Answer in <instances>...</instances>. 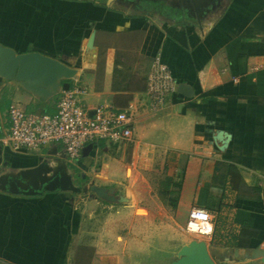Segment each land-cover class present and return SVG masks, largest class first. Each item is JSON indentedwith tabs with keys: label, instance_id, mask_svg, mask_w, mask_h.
I'll return each mask as SVG.
<instances>
[{
	"label": "crops",
	"instance_id": "0c3cea01",
	"mask_svg": "<svg viewBox=\"0 0 264 264\" xmlns=\"http://www.w3.org/2000/svg\"><path fill=\"white\" fill-rule=\"evenodd\" d=\"M149 3L159 4L0 0V44L19 54L38 51L76 69L70 87L81 89L85 108L134 114L132 143L102 141L83 156L92 162L99 151L129 149L131 176L123 171L112 177L109 168V177H73L79 187L113 188L126 200L0 192V264H154L161 251L152 230L158 216L170 219L174 208L172 229L183 227L193 208L211 214L212 232L199 239L216 264H264V0H208L197 7L162 2L170 10L154 15ZM155 57L177 83V92L157 108L148 94ZM182 86L193 95L180 93ZM59 87L44 94L0 77V139L13 106L54 114ZM0 147L7 162L2 173L35 167L39 157L66 161L61 146L34 153ZM157 160L171 167L166 203L144 173ZM175 194L176 203L170 201Z\"/></svg>",
	"mask_w": 264,
	"mask_h": 264
},
{
	"label": "built area",
	"instance_id": "2783aa9c",
	"mask_svg": "<svg viewBox=\"0 0 264 264\" xmlns=\"http://www.w3.org/2000/svg\"><path fill=\"white\" fill-rule=\"evenodd\" d=\"M176 92L177 83L171 69L160 57H155L148 77V94L154 107L164 106L168 98ZM80 94L81 89L78 87L64 91L57 102L56 112L52 115L28 113L18 107H11L10 127L0 139V143L18 151H42L49 146H61L66 155V162L76 166L83 158L84 148L89 144H93L95 149L102 141L120 145L133 142L134 114L131 111H120L106 106L89 110L81 104ZM196 209L201 208H193L190 211L186 224L187 232L200 236L210 234L212 230H188L192 212ZM260 249L264 251V243Z\"/></svg>",
	"mask_w": 264,
	"mask_h": 264
},
{
	"label": "water",
	"instance_id": "95a60500",
	"mask_svg": "<svg viewBox=\"0 0 264 264\" xmlns=\"http://www.w3.org/2000/svg\"><path fill=\"white\" fill-rule=\"evenodd\" d=\"M150 1L155 3L161 1L171 5L191 1L197 7L205 5L208 0ZM76 75V69L70 68L61 61L41 52L33 51L19 54L14 49L0 44V77L3 79L17 80L40 93L50 94L48 89L56 86H60L59 89L63 92L69 90L71 88L69 81ZM179 92L188 97L193 95L191 90L189 92L183 86ZM221 136L220 133V139ZM93 150L94 145L89 144L84 148L83 156L88 157ZM56 153L55 150L51 152L54 155ZM62 157V159L49 156L39 157L35 167L14 173H2L1 170L7 167V162H3L0 147V192L24 197H37L53 192H69L77 195L90 193L92 198L109 203L126 200L125 198L118 199L113 190L95 184L83 188L75 185L73 176L67 167L65 156ZM171 264H216V262L205 241L192 240L189 244L181 247L177 253V259Z\"/></svg>",
	"mask_w": 264,
	"mask_h": 264
},
{
	"label": "rangeland",
	"instance_id": "374dc122",
	"mask_svg": "<svg viewBox=\"0 0 264 264\" xmlns=\"http://www.w3.org/2000/svg\"><path fill=\"white\" fill-rule=\"evenodd\" d=\"M148 3V2H147ZM159 3V4H158ZM156 6L153 7L151 3L148 4L149 8L148 10L152 9L153 15L157 13L158 9L164 10V12L169 11L166 4H163L161 1L157 2ZM59 151V149H58ZM28 153H34L33 151H29ZM59 159H62L59 155H56ZM92 162L89 160L85 162L84 158L80 159V163L76 166L69 164L68 162L67 167L69 169V172L72 174L73 177L81 178V177H109L112 176V174H109V168L112 170L113 176L112 177H117V174H120L121 172H127L131 176L132 172L129 170L132 168V161L133 157L132 154L130 153L129 149L123 151L118 149L112 148L108 152L106 151H99L94 158H91ZM116 160V161H114ZM118 160V161H117ZM162 160V159H161ZM155 167L153 170H146L144 171L146 177H151L152 182L156 184V192L163 197V201L166 203L168 202V197H165L164 195L168 194L167 193V179L170 172H171V167L168 166V169L165 168L164 164L157 160ZM64 162V161H63ZM85 162V163H84ZM111 162H115V166L123 165L122 167H114ZM133 173L137 174L135 170H133ZM138 175V174H137ZM178 183L181 184V176L179 175L178 177ZM87 180H84L86 182ZM77 184V182H74ZM179 185V184H178ZM180 186V185H179ZM177 187L174 186V189ZM115 192V195L117 198H125L124 193L122 191H118L115 189H111ZM145 192L146 189H143ZM179 192V190H177ZM174 197V195L172 196ZM116 203H123V202H116ZM170 203V202H169ZM172 203L170 204V207ZM172 210V209H171ZM175 208L171 211L170 213V219H168L165 215H162L161 217L158 216L159 223L154 227L152 232L155 234L153 236V242L157 243V246L161 254L158 258V261H156L154 264H171L173 261L177 259V253L180 250V247L182 245H187L189 244L192 240H198L202 241L199 239L201 236L193 233H187L185 232V225L187 223H183V227L180 225L176 224L174 225V229L171 228V224H173L172 220V214L175 213ZM145 213V211H144ZM167 222H170V225L168 226ZM165 227V228H164ZM155 247V246H154ZM210 250V249H209Z\"/></svg>",
	"mask_w": 264,
	"mask_h": 264
},
{
	"label": "clouds",
	"instance_id": "9594fccd",
	"mask_svg": "<svg viewBox=\"0 0 264 264\" xmlns=\"http://www.w3.org/2000/svg\"><path fill=\"white\" fill-rule=\"evenodd\" d=\"M206 229L207 231L212 230V224L210 223V214L204 209H196L192 212V219L189 221L188 230L201 231Z\"/></svg>",
	"mask_w": 264,
	"mask_h": 264
},
{
	"label": "trees",
	"instance_id": "16d2710c",
	"mask_svg": "<svg viewBox=\"0 0 264 264\" xmlns=\"http://www.w3.org/2000/svg\"><path fill=\"white\" fill-rule=\"evenodd\" d=\"M69 82H71V81H69ZM167 182H169V181H167ZM169 184H170V183H167L166 185L169 186ZM176 186H177V185H176ZM177 194H178V193H177ZM177 194H175V197H171V198H170V201L176 203V202H177Z\"/></svg>",
	"mask_w": 264,
	"mask_h": 264
}]
</instances>
